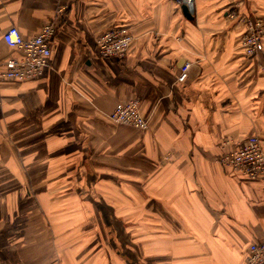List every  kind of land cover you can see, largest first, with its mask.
Returning <instances> with one entry per match:
<instances>
[{
  "label": "crops",
  "instance_id": "crops-1",
  "mask_svg": "<svg viewBox=\"0 0 264 264\" xmlns=\"http://www.w3.org/2000/svg\"><path fill=\"white\" fill-rule=\"evenodd\" d=\"M0 0V66L54 23L49 66L0 81V264H247L264 243V178L218 158L264 149V0ZM125 29L120 60L96 45ZM264 44V36H263ZM183 73L186 76L181 79ZM140 101L147 130L109 119Z\"/></svg>",
  "mask_w": 264,
  "mask_h": 264
},
{
  "label": "built area",
  "instance_id": "built-area-1",
  "mask_svg": "<svg viewBox=\"0 0 264 264\" xmlns=\"http://www.w3.org/2000/svg\"><path fill=\"white\" fill-rule=\"evenodd\" d=\"M194 16L196 0H177ZM56 33L54 23L45 25L41 32L30 39H25L18 28L12 27L4 34V42L21 52L20 57L10 58L0 66V81L28 82L38 78L49 66L52 55V42ZM264 23L257 20L247 22L243 48L249 57H254L264 50ZM134 42L132 34L125 29L111 30L102 35L97 42L98 55L103 59L120 60L125 58ZM185 73L181 76L183 79ZM109 119L116 124L130 125L139 130H147L149 122L140 110V101L118 103L109 114ZM218 164L235 173L252 179L264 178V149L257 136L245 140L238 148L218 158ZM247 264H264V243H253L248 249Z\"/></svg>",
  "mask_w": 264,
  "mask_h": 264
},
{
  "label": "water",
  "instance_id": "water-1",
  "mask_svg": "<svg viewBox=\"0 0 264 264\" xmlns=\"http://www.w3.org/2000/svg\"><path fill=\"white\" fill-rule=\"evenodd\" d=\"M184 14H185L188 18L192 19V16L189 14V12H188V10H187L186 7H184Z\"/></svg>",
  "mask_w": 264,
  "mask_h": 264
}]
</instances>
